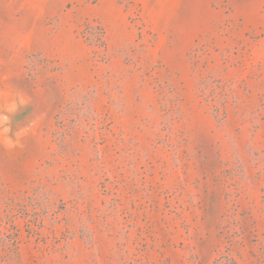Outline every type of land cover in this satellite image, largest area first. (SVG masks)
Listing matches in <instances>:
<instances>
[{
  "label": "rangeland",
  "instance_id": "374dc122",
  "mask_svg": "<svg viewBox=\"0 0 264 264\" xmlns=\"http://www.w3.org/2000/svg\"><path fill=\"white\" fill-rule=\"evenodd\" d=\"M0 264H264V0H0Z\"/></svg>",
  "mask_w": 264,
  "mask_h": 264
}]
</instances>
